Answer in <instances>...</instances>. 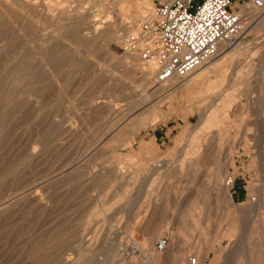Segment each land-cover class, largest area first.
<instances>
[{
	"label": "rangeland",
	"instance_id": "obj_1",
	"mask_svg": "<svg viewBox=\"0 0 264 264\" xmlns=\"http://www.w3.org/2000/svg\"><path fill=\"white\" fill-rule=\"evenodd\" d=\"M29 1L0 0L6 7L0 19V264H150V248L164 234L169 243L159 264H250L238 252L230 257L250 217H234L216 178L224 174L232 182L237 208L260 201L251 139L259 130L249 122L258 104L264 116V10L235 1L238 11L246 1L250 19L236 37L241 60L228 56L190 88L172 92L179 81L172 79L152 92L140 73L125 70L121 37L129 32L126 23L134 29L141 22L127 9L150 12L160 0H33L39 8L32 18L24 12ZM78 5L65 25L41 15L47 6L58 12ZM82 16L88 19L78 51L63 36L75 34ZM105 21L113 28L107 42L87 36L88 27L103 29ZM246 81L252 106L238 98ZM13 91L16 103L7 97ZM214 103L225 108L221 135L215 142L193 138ZM158 106L161 119L126 148ZM259 133L264 141V126ZM252 215L253 223L260 220ZM253 242L264 264L261 228ZM130 248L135 252L128 254Z\"/></svg>",
	"mask_w": 264,
	"mask_h": 264
},
{
	"label": "built area",
	"instance_id": "obj_2",
	"mask_svg": "<svg viewBox=\"0 0 264 264\" xmlns=\"http://www.w3.org/2000/svg\"><path fill=\"white\" fill-rule=\"evenodd\" d=\"M235 1L159 2L139 25L122 35L121 48L126 53H138L144 62L152 64L158 82L185 78L249 24V13H239ZM248 2L250 8L264 10V0ZM168 243L169 236L164 234L156 240L155 249L162 252ZM134 252V248L128 250V254Z\"/></svg>",
	"mask_w": 264,
	"mask_h": 264
},
{
	"label": "bare ground",
	"instance_id": "obj_3",
	"mask_svg": "<svg viewBox=\"0 0 264 264\" xmlns=\"http://www.w3.org/2000/svg\"><path fill=\"white\" fill-rule=\"evenodd\" d=\"M12 8H13V6H12ZM38 8H39L38 3L36 1L34 2L32 0V1L26 2L24 5L25 16L32 18L33 15L38 11ZM5 9H6V7H4L3 5L0 4V19L1 20H2L1 14L6 12ZM81 9H82V6L78 5V6L74 7V10H70V8L68 10H65L62 8V9H59V11L57 12L52 6H47L41 10V15L43 17L45 16V17L51 18V20H53L55 22V24H57V25H60V24L65 25L67 22L69 23L70 18L75 15V12L79 13ZM245 11H246V9H241L239 11V13H244ZM125 12H127L128 13L127 15H130L129 18H132L133 20H137V19L143 20L147 16V14H149L148 11H139V10L131 11L129 9H127ZM45 17H44V19H45ZM87 19H88V17H83V16L79 17V19H77V21H75V22H78L77 26L74 28L75 34L69 35V36L68 35L63 36V38L70 40L71 43L76 47V49L78 51H79L80 47H82V45L85 44V41L77 40V39H79L81 29L84 27V24L87 21ZM48 20H50V19H48ZM108 21H109V19H108ZM18 23H15V25L17 24L19 27L18 30L21 31L22 28L20 27V25ZM40 23H41V26L43 28L44 27L46 28V25H45V23H43V21ZM104 24H106V26H104L103 29H99L98 26H96V24H93L90 27H88L89 34L87 36H89V38H92L94 40H101V41L107 42L108 39H110L113 35V28H112V25H107V21H105ZM129 24H130L129 22L126 23V29L128 31L133 29V27L129 26ZM75 25L76 24L74 23V26ZM249 28H250V26L247 25L245 30H247ZM236 37L233 40L222 43L220 45L219 53L216 56L211 58L205 64H202L201 66H199L196 70H194L187 77H185V78H177V77L175 78L174 77L172 79L186 80V79L190 78L191 76H193L200 69H204L207 72L212 68L219 67L222 63H224V61L226 60V58L228 56L239 58L241 60V58L243 56H241L239 53L241 51H243V47H242L241 43L237 42ZM4 40L5 39L2 38V40H0V43H2ZM75 40H77V41H75ZM2 50L3 49L0 48V52ZM236 51H238L239 53L237 54ZM222 55H224L223 58L216 60L218 57H221ZM242 62H244V59L242 60ZM20 67H22V66H20ZM124 68H125V70H128L129 72H131V74H134V75L136 73H140L142 81L144 83H146L147 89H150V90L152 89V92L157 91L158 89H160L162 87V85H164L165 83L172 80V79H170L167 82H163V83L158 82L156 80L155 67L150 63L144 62L142 60V58L138 55V53H127V58H126ZM30 74H31V77L34 78L36 72L30 73ZM235 84H237L236 81H235ZM242 85H244V89H243L242 94L238 95V98L245 97V100L248 103V105L252 106L253 103L251 102V98H250L249 93H248L250 83L248 81H246ZM261 89L262 88H260V90ZM147 93L150 94L149 92H146V94ZM18 95H19V93L13 91V92L8 93L7 97L13 103H16L18 100L17 99ZM246 98H249L250 100H247ZM257 99H259V97ZM258 105H257V107H258ZM257 107L251 108L253 111L251 113V115H254L256 117V119L253 121H250L249 125L255 127V129L257 128L259 130V131H257L256 134H253L251 136V139L253 140V142L256 145L254 155L259 159V162H260V175H259V178H257V181L259 179V181H258L259 187L255 188V191L260 195V198H259L260 201L256 203L254 200L249 206L237 208L235 203H234L232 194H231V189H232V185H233L232 182L227 181L224 174H218L217 178H216L217 184L219 185L218 187H221L224 189L225 198L227 199V201H229L231 203V207L233 209L234 217H236V218L243 217L244 221H245V219L247 221V218L250 217L249 218V224L247 225L250 227H248V229L246 227V234L244 235V238L242 239L240 244L234 249V251L230 254V257H231L232 254L238 252L241 254L242 258H245L248 261H250V264H258L260 262L261 253H259V251L257 250L256 245L254 244L253 240H254V235L259 230V228H261L262 232H264V147H263L264 141H262L261 137L257 136V135H260L259 132L261 131L262 127L264 126V116H263V114H261L262 110H260V108L257 109ZM224 113H225L224 106L219 107V106H216L215 103L212 104L211 108L204 113V115L202 116V119L198 123V125H196V127L193 128L194 130H193L191 136L194 138L196 136V133H197V135L208 136L209 138L212 139L213 142H215L218 139V137L221 135V131H222V127H223L222 126V118H223ZM241 115H242V113H241ZM184 155L186 157L185 153H182L180 155V157L184 156ZM226 158H227V161L224 164L225 165V168H224L225 172L232 165V158H231L230 154ZM182 159H183V162H182L181 168H183V169H181V171L183 173L184 167H185V158H182ZM184 192H185V190L181 189V193L183 194ZM205 195H206L205 196V202H206L208 195H207V193H205ZM180 204H182V203L180 202ZM183 205L181 206L182 209H181L180 215L184 219L187 216V207H186V204H183ZM200 205H203V203L195 202L194 206L200 207ZM253 213H257L259 215L260 220L258 222L253 223V221H252V218H253L252 214ZM182 222L183 221H181V224H182L181 229L183 230L184 224ZM154 248H155V246H154ZM154 248H150L149 253H150L151 262L149 261L150 259L148 261L150 262V264H159L161 262L162 252L157 251ZM132 256H133L132 258L129 256L131 258L129 262H136V260H135L136 256L135 255H132Z\"/></svg>",
	"mask_w": 264,
	"mask_h": 264
},
{
	"label": "crops",
	"instance_id": "obj_4",
	"mask_svg": "<svg viewBox=\"0 0 264 264\" xmlns=\"http://www.w3.org/2000/svg\"><path fill=\"white\" fill-rule=\"evenodd\" d=\"M162 1H164V0H160V2H162ZM245 5H246V4H245ZM245 5H244V6H245ZM244 6H243V7H244ZM243 7H241V9H242ZM215 68H218V67H215ZM215 68H212V69H210V70L207 71V72H206V70H204V69H200V70L197 71L193 76H191L190 78H188V79H186V80H180V79H179V81H178V83H177L178 85H177L176 87H173L172 92L177 91V90H179V89H181V88H183V87H185V88H190L191 85H193V84H195V83H197V82H201L204 78L208 77L211 73H213V71H211V70H213V69H215ZM158 108H159V106H158ZM156 110H157V111H156V114L150 116V120H149L148 122H146V123H145V124L139 129V130L134 131V132L130 135V137L128 138L127 144H126V148L134 144V140L136 139V137L138 136V134L141 133V132L143 131L144 128H146V127H148V126H150V125L156 124V123L161 119V117L163 116V115H162V112L160 111L161 109L159 108V110H158V109H156ZM188 129H189V127H188L185 131H183V133L180 135V137H179V139H178V144H179V146H180V144L182 143V141H183L185 135L187 134ZM151 144H153V143L151 142ZM149 145H150V144H149ZM149 145L146 144V145H144V146L146 147V146H149ZM178 148H179V147H178ZM150 154H151V152H150ZM163 160H166V159L161 158V159L157 160L156 162L163 161Z\"/></svg>",
	"mask_w": 264,
	"mask_h": 264
}]
</instances>
